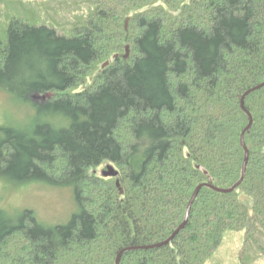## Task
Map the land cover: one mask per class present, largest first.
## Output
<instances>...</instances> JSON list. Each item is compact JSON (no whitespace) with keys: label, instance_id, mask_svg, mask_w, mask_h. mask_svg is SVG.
Masks as SVG:
<instances>
[{"label":"trees","instance_id":"obj_1","mask_svg":"<svg viewBox=\"0 0 264 264\" xmlns=\"http://www.w3.org/2000/svg\"><path fill=\"white\" fill-rule=\"evenodd\" d=\"M2 1L0 89L40 117L0 127V178L73 187L82 212L47 228L0 208V264H117L127 247L168 240L198 186L240 182L241 101L264 83V0ZM245 107L244 182L204 186L169 245L121 264H228L232 233L230 264H264V87ZM106 165L118 177L97 173Z\"/></svg>","mask_w":264,"mask_h":264},{"label":"rangeland","instance_id":"obj_2","mask_svg":"<svg viewBox=\"0 0 264 264\" xmlns=\"http://www.w3.org/2000/svg\"><path fill=\"white\" fill-rule=\"evenodd\" d=\"M8 3L0 2V36L4 35L8 17L11 16ZM33 8L41 12L39 8ZM28 9L34 11L32 8ZM3 16H6V21ZM126 29H129V21H126ZM127 53L126 49V55ZM129 56L130 50L128 59ZM46 100V97L43 99L42 96H38L35 102L41 103ZM39 117V112L28 100L15 99L11 94L0 89V127L20 129L27 124L34 125ZM107 166L100 168L97 173L102 175ZM0 208L8 211L14 218L20 217L25 211H33L37 220L47 228L68 225L74 216L82 212L73 187L53 186L44 181L14 184L4 178H0ZM239 239V233L229 234L222 248L224 256L229 257L228 264L231 260L230 254L226 252L235 256L241 246Z\"/></svg>","mask_w":264,"mask_h":264},{"label":"water","instance_id":"obj_3","mask_svg":"<svg viewBox=\"0 0 264 264\" xmlns=\"http://www.w3.org/2000/svg\"><path fill=\"white\" fill-rule=\"evenodd\" d=\"M127 28H128V22H127ZM127 55L125 57V59H128V55H129V47L127 48ZM109 65V63H107L105 66ZM104 66V67H105ZM264 87V83L249 90L243 97H242V101H241V104H242V108L249 114L250 116V124L248 125V127L244 130L243 134H242V145L243 147L245 148V151H246V159H245V163H244V169H243V176H242V179L240 180L239 183H237L233 188L231 189H219V188H216L214 186H212L211 184H202L200 186L197 187L190 203H189V206H188V209H187V214H186V219L185 221L183 222V224L174 232V234L166 241L164 242H161V243H157V244H154V245H150V246H139V247H134V246H130V247H127L125 249H123L118 257H117V264H121V259H122V256L124 253L128 252V251H133V250H149V249H158V248H162L166 245H169L174 239L175 237L178 236V234L185 229V227L187 226L188 222H189V219H190V215H191V210H192V207L194 205V202L196 201L197 197L199 196L202 188L204 186H209L211 188H213L214 190L220 192V193H224V194H228V193H232L234 192L237 188L240 187V185L244 182L245 180V177H246V173H247V167H248V163H249V156H250V148L251 146L248 145L245 141V135L246 133L252 128V125H253V117L252 115L246 110V107H245V99L246 97L257 91V90H260ZM46 96H42V98L44 99ZM50 97V95H49ZM119 175V172L111 165H108L106 170L103 172V176L106 177V178H116L118 177ZM117 186L118 188L121 189V186H120V183H117ZM121 194L123 195L124 194V191L121 189ZM246 200H250L248 199L247 197H245L244 195L241 196V201L242 202H245ZM254 216V212L251 211V218Z\"/></svg>","mask_w":264,"mask_h":264}]
</instances>
